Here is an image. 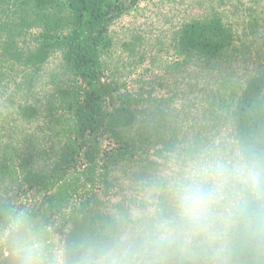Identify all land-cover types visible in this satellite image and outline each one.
<instances>
[{
    "label": "rangeland",
    "instance_id": "rangeland-1",
    "mask_svg": "<svg viewBox=\"0 0 264 264\" xmlns=\"http://www.w3.org/2000/svg\"><path fill=\"white\" fill-rule=\"evenodd\" d=\"M21 1L0 0V241L15 235L24 218L49 259L81 264L91 252L132 237L153 198L170 209L167 193L157 196L156 188L173 170L206 155H245L232 115L258 58L264 59V0H127L99 52L110 112L123 110L119 135L104 131L99 140L98 162L109 160L106 181L89 192L70 171L48 186L50 193L36 191L28 183L50 174L80 144L72 104L83 86L59 45L71 28L66 0L41 8ZM215 17L233 36L230 47L210 60L182 49L184 24ZM45 194L60 204L57 231L38 210ZM74 209H82L77 226L84 233L71 247L66 240L80 231L68 223ZM92 222L95 230H88ZM237 263L234 252L230 264Z\"/></svg>",
    "mask_w": 264,
    "mask_h": 264
},
{
    "label": "clouds",
    "instance_id": "clouds-1",
    "mask_svg": "<svg viewBox=\"0 0 264 264\" xmlns=\"http://www.w3.org/2000/svg\"><path fill=\"white\" fill-rule=\"evenodd\" d=\"M148 219L132 237L91 252L81 264H230L241 244L264 253V156L206 155L168 174ZM17 222L19 264H57L43 242Z\"/></svg>",
    "mask_w": 264,
    "mask_h": 264
},
{
    "label": "trees",
    "instance_id": "trees-1",
    "mask_svg": "<svg viewBox=\"0 0 264 264\" xmlns=\"http://www.w3.org/2000/svg\"><path fill=\"white\" fill-rule=\"evenodd\" d=\"M31 2L34 6L47 7L54 0H25L23 3ZM127 0H66L67 10L70 12L71 28L69 32L58 37L59 45L62 46L63 57L72 68L80 86H83L75 102L72 104L75 126L80 144L77 148H71V152L62 157L59 164L55 165L50 174L41 175L40 179L28 183L34 186L36 191L47 190L49 185L58 183L62 177L72 171L82 178L84 187H91L89 192L106 181L109 160L100 164L99 154L100 137L104 131L111 132L118 136L115 128L121 109L110 112L112 102L110 89L103 81L100 71L99 52L104 45L108 24L120 13L127 10ZM132 4L137 0H129ZM51 25L57 26L58 22ZM179 44L187 52L194 51L202 58L210 60L219 56L222 51L230 47L233 36L230 30L226 29L221 20L217 17L203 20H193L181 27ZM263 56H264V50ZM42 52L34 56H41ZM33 56V57H34ZM258 63L245 81V86L240 90L236 106L233 111V127L237 140L245 155L264 156V59L258 58ZM109 101V102H108ZM108 102V103H107ZM124 125V124H123ZM105 172H100V171ZM80 180V178H79ZM78 180V181H79ZM71 187V186H70ZM51 191V190H50ZM47 192V193H50ZM60 205V204H58ZM53 195L45 194L38 210L45 215V224L53 227L54 231L59 228L54 219V209L58 206ZM87 203L83 204V207ZM82 209H74L75 215L68 221L76 224L69 235L68 246L73 247L81 234L84 233V226H77L82 216ZM80 214V215H79ZM79 215V216H78ZM94 221V220H92ZM107 221L113 223L111 218ZM89 224V223H88ZM94 228V222L88 225ZM63 226L60 233L65 231ZM95 230V228H94ZM63 231V232H64ZM237 264H264V253H258L247 245L241 244L234 251ZM234 252L232 254H234ZM232 256V255H231Z\"/></svg>",
    "mask_w": 264,
    "mask_h": 264
},
{
    "label": "flooded vegetation",
    "instance_id": "flooded-vegetation-1",
    "mask_svg": "<svg viewBox=\"0 0 264 264\" xmlns=\"http://www.w3.org/2000/svg\"><path fill=\"white\" fill-rule=\"evenodd\" d=\"M13 236L7 237L5 241H0V264H19L18 257L14 251Z\"/></svg>",
    "mask_w": 264,
    "mask_h": 264
}]
</instances>
